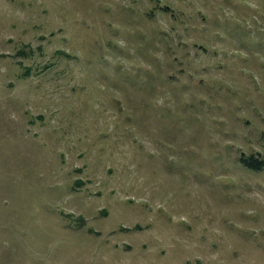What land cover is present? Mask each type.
<instances>
[{"label": "rangeland", "instance_id": "obj_1", "mask_svg": "<svg viewBox=\"0 0 264 264\" xmlns=\"http://www.w3.org/2000/svg\"><path fill=\"white\" fill-rule=\"evenodd\" d=\"M242 155L264 0H0V264H264Z\"/></svg>", "mask_w": 264, "mask_h": 264}, {"label": "trees", "instance_id": "obj_2", "mask_svg": "<svg viewBox=\"0 0 264 264\" xmlns=\"http://www.w3.org/2000/svg\"><path fill=\"white\" fill-rule=\"evenodd\" d=\"M240 161L244 165V167L255 171L262 170L264 166V159L255 155H249V156L242 155Z\"/></svg>", "mask_w": 264, "mask_h": 264}]
</instances>
